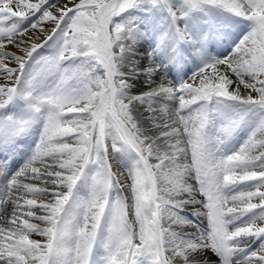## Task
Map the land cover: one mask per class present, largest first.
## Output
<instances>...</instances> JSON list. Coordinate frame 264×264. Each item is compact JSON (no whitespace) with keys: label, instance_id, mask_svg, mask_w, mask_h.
Wrapping results in <instances>:
<instances>
[{"label":"snow or ice","instance_id":"6c2138e0","mask_svg":"<svg viewBox=\"0 0 264 264\" xmlns=\"http://www.w3.org/2000/svg\"><path fill=\"white\" fill-rule=\"evenodd\" d=\"M0 220V264H264V0H0Z\"/></svg>","mask_w":264,"mask_h":264},{"label":"rangeland","instance_id":"374dc122","mask_svg":"<svg viewBox=\"0 0 264 264\" xmlns=\"http://www.w3.org/2000/svg\"><path fill=\"white\" fill-rule=\"evenodd\" d=\"M10 50H13V49H10ZM189 74H190V72H189ZM20 151H23V149L21 148ZM185 212H186V213H190V212H191V209H186ZM0 221H1V223L3 222L2 220H0ZM37 238H38V237H37ZM209 254H211V253H209ZM209 254H208V257H209ZM211 257H212V254H211ZM209 259H210V257H209ZM215 259H216V258L213 256V257H212V260H215Z\"/></svg>","mask_w":264,"mask_h":264},{"label":"bare ground","instance_id":"6f19581e","mask_svg":"<svg viewBox=\"0 0 264 264\" xmlns=\"http://www.w3.org/2000/svg\"><path fill=\"white\" fill-rule=\"evenodd\" d=\"M16 159L19 160V157H16ZM20 163H22V160H20ZM15 166L18 167L19 164H16ZM0 223H1V221H0ZM208 254H209V253H208ZM209 257H210V259H212L213 256L211 257V254H209Z\"/></svg>","mask_w":264,"mask_h":264}]
</instances>
